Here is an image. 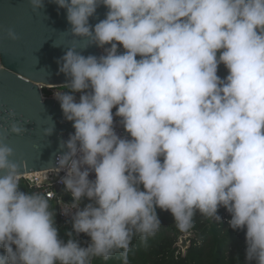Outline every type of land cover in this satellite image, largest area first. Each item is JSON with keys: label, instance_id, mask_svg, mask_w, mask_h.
I'll use <instances>...</instances> for the list:
<instances>
[{"label": "clouds", "instance_id": "clouds-1", "mask_svg": "<svg viewBox=\"0 0 264 264\" xmlns=\"http://www.w3.org/2000/svg\"><path fill=\"white\" fill-rule=\"evenodd\" d=\"M54 3L66 10L65 33L84 42L64 47L57 64L67 83L54 92L74 129L52 167L71 196L60 211L71 230L61 236L45 194L21 189L4 134L22 136L28 122L10 110L0 134V264H129L132 240L147 245L160 228L158 209L188 231L197 214L224 221L221 208L244 232L246 264H264V0ZM7 38L19 37L8 29ZM93 46L103 54H82Z\"/></svg>", "mask_w": 264, "mask_h": 264}, {"label": "water", "instance_id": "water-1", "mask_svg": "<svg viewBox=\"0 0 264 264\" xmlns=\"http://www.w3.org/2000/svg\"><path fill=\"white\" fill-rule=\"evenodd\" d=\"M44 4L42 11H33L29 0H0V134L11 123L10 110L16 112L19 122H28L24 135L4 134L5 142L15 151V160L22 165V174L54 169L61 140L66 141L74 133L72 123L64 119L60 103L43 99L40 86L67 83L57 61L65 54V48L74 43L83 47L84 42L74 41L70 33H65L70 28L66 10L58 8L54 0H44ZM106 11L103 6L98 8L90 24L94 26L103 19ZM8 29L16 32L18 40L7 38ZM82 54L99 57L103 53L93 46ZM52 126V135L46 136ZM191 238L190 234L181 236L176 246L186 253Z\"/></svg>", "mask_w": 264, "mask_h": 264}, {"label": "trees", "instance_id": "trees-1", "mask_svg": "<svg viewBox=\"0 0 264 264\" xmlns=\"http://www.w3.org/2000/svg\"><path fill=\"white\" fill-rule=\"evenodd\" d=\"M218 75H226V69L221 66ZM26 192H32L27 187H21ZM51 210L54 204L51 202ZM161 221L160 228L154 236L150 237L147 245L141 243L138 237L134 238L130 245L129 264H246L244 260L245 235L244 232L232 231L226 223L227 212L221 208L219 214L224 221L206 219L197 214L193 220V226L188 231H181L176 227L170 212L157 210ZM60 234L71 230V222L56 220ZM185 234H192L190 247L183 253L176 246L179 238ZM66 239V237H64ZM81 241L89 238L82 235ZM0 249V253H2ZM93 264H122L117 258L109 261L98 259Z\"/></svg>", "mask_w": 264, "mask_h": 264}, {"label": "built area", "instance_id": "built-area-1", "mask_svg": "<svg viewBox=\"0 0 264 264\" xmlns=\"http://www.w3.org/2000/svg\"><path fill=\"white\" fill-rule=\"evenodd\" d=\"M59 90L63 89L59 86H40L43 99H55L54 92ZM61 175H63V173H61ZM58 179L59 177L55 169L22 174L20 186L27 187L32 192L38 191L45 194L48 201L54 204V212L57 213L56 220L62 223L70 221V219L60 214V211L65 207L66 203H71L72 200L70 194L65 192L64 186L58 182Z\"/></svg>", "mask_w": 264, "mask_h": 264}, {"label": "rangeland", "instance_id": "rangeland-1", "mask_svg": "<svg viewBox=\"0 0 264 264\" xmlns=\"http://www.w3.org/2000/svg\"><path fill=\"white\" fill-rule=\"evenodd\" d=\"M190 235H192V234H190ZM182 251V250H181Z\"/></svg>", "mask_w": 264, "mask_h": 264}]
</instances>
